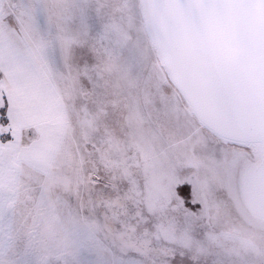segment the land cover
Masks as SVG:
<instances>
[{"label": "snow or ice", "instance_id": "1", "mask_svg": "<svg viewBox=\"0 0 264 264\" xmlns=\"http://www.w3.org/2000/svg\"><path fill=\"white\" fill-rule=\"evenodd\" d=\"M0 264H264V0H0Z\"/></svg>", "mask_w": 264, "mask_h": 264}]
</instances>
